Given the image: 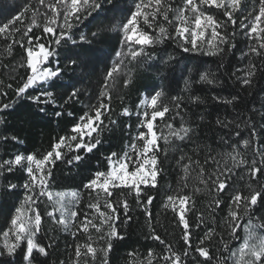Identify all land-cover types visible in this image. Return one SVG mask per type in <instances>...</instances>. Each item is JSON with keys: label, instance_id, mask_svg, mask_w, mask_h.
Masks as SVG:
<instances>
[{"label": "snow or ice", "instance_id": "snow-or-ice-1", "mask_svg": "<svg viewBox=\"0 0 264 264\" xmlns=\"http://www.w3.org/2000/svg\"><path fill=\"white\" fill-rule=\"evenodd\" d=\"M41 3H43V0H41ZM58 3L60 4L59 12L56 11L55 5L47 6L53 12V18L49 20V23L55 25L62 13L67 31L62 27L57 34L54 27L45 26L42 30L47 36L53 37L51 43L55 47L49 51L44 43L39 42L40 37H35V47L38 51H34L32 46L25 49L26 65H21V67H24L28 74L23 78L22 83L15 88L12 87V84H0V87L10 89L17 100L27 99L33 102L35 105L33 116L46 118L49 115V108H52V115L57 118L62 117L65 113L69 116L72 115L71 112H67V108L79 103V96L82 95L80 90L75 87V84L89 74L87 70L92 63L90 56H95L105 51L103 48L95 47V45L109 42L110 37L113 35L117 38L119 47H114L109 53V56H114L115 59L105 61L106 66L110 64V69L104 76V85H107L110 79L119 77L123 80V86L128 87L134 84L138 77L143 76L144 73L140 69L147 64L149 68L155 69V79H159L162 84L163 82H168L169 89L174 90L171 85L172 83H178L175 72L177 71L176 66L181 61L176 55L167 53L165 48L156 47L157 45L163 46L165 41L171 38L169 32L162 24L154 23L157 16H162L163 21L172 23L168 17V13L172 9L165 7L162 0H147V2L146 0H132V6L127 9L120 7V0H91V3H89V0H83L82 6H80V0H70V2L69 0H58ZM29 7V4H23L16 11V14L5 20H0V37L10 40L17 33L21 34V37H29L32 28L39 27L35 22L23 29L16 27L24 23L22 18ZM201 7L213 11L216 9L221 10L227 23L220 25V27L222 30H226L227 24H237V20L233 19V17L238 12L242 14L243 7H246V5L242 6V0H199V3H196V0H184L183 7L176 10L175 20L177 23L174 31L178 38V48L183 53L201 52L209 56L226 55L223 46H227L229 50L235 48L236 45L232 43L235 34L225 31L224 35H218L214 17L201 12ZM185 9L190 10L193 14L192 24L188 27L183 26L186 23L184 19ZM4 11L5 9L0 8V15ZM125 11L127 12L126 16L120 15ZM202 16L204 17V27L201 26ZM249 16L252 17L251 20H249ZM70 17H74L77 23L81 21L82 17L83 19L90 17L86 26L89 29L94 27L96 31H90L87 34L81 32L78 39L74 38V34L71 32L72 24L68 23ZM140 23H143L148 29L158 28L157 35L153 37L150 32L141 29L139 27ZM209 25H211V39L208 42V50L204 51L198 45V38L204 36L205 30ZM239 25L244 36L248 40L253 41V43L249 45L247 53H242V57H249V63L245 69L237 68L229 74L224 71L223 60L218 65L220 75L225 77V81L231 82V88L225 81L219 80L215 73L205 70L203 61L190 67L189 64L195 59L194 57L187 58L189 64H184L183 68L180 69V79L184 80L185 90L189 93L188 102L194 108H198L204 101L199 95L192 92L191 85L193 84H206L213 91L228 92V96L214 94L211 98L217 105H232L235 108H243L247 112H251L252 115L250 116L244 113L239 115H245V128L248 129L252 137H255L258 126L264 131V125H258L255 122L257 116H259L260 120H264V100L259 101V108L249 107V104L255 102V97L250 101L245 93L257 87V84H259L258 92H264V83H261V81H264V0H259L258 7L253 8L248 13V16H244L243 19L239 20ZM186 33L187 35H185ZM217 39H219V44L212 45L211 42ZM16 43L20 44V41H16ZM29 44H32L31 37H29ZM11 47L10 43L9 51H11ZM61 48L65 51L62 56L58 57L57 49ZM149 48H151V51L148 50ZM157 51L161 53L160 56H157ZM50 57H57L55 68L47 66ZM251 57L258 58L256 64L251 62ZM228 67L231 68L232 65L229 64ZM69 70L72 72L73 82L64 85L62 77ZM77 70H79V75H77ZM241 71H243V75H237V72ZM184 74H187L188 78H185ZM236 85H239V90L236 89ZM30 89L31 92H29ZM52 89H58V91L54 93ZM32 93L37 94L33 95ZM163 95L164 92L161 87H150L141 100V105L145 108L151 106V114L149 115L148 111L137 113L138 116L142 115L144 119L141 127L145 130L141 131L137 136V139L143 143L142 152L139 156L144 158L140 159L137 156L136 159H133V156L128 153H125L123 157H119L117 153L113 152L108 159L111 165L113 158H115L116 166H112L111 171L108 173H94L88 179V182L84 184L85 189L90 190V192H96L97 202L89 203L87 207L89 210H95L92 215L93 219L98 216L99 226L92 223V220L89 219V214L86 212L77 227L78 231L82 229L83 233H88L91 226L97 233H100L105 225L108 226L110 229L108 232L109 241L106 248L101 249L104 253L103 264H108L107 254L113 249L111 241L119 242L124 239L121 230L115 227L116 222L118 221L121 225H127L133 219L129 215V204L126 200L116 199L115 204L112 202L113 192H122L125 189L134 190L135 203L139 206L141 204L140 185L155 186L154 183L150 184V181L154 182L158 175V161L155 151L158 149L157 133L154 131L153 122L158 117L163 118L170 111L167 106L161 105L159 108L156 106L157 100ZM7 96L8 92L0 90V97L7 98ZM104 98H108L107 91L100 92L99 99L103 100ZM172 101L174 108L171 111H174L176 116L179 117L181 124L179 128H173L172 124H168L166 127L176 140L181 142L193 141L201 130L204 114L194 112L193 115L197 116L198 119L185 123L184 117L187 115V111L183 107L182 98L175 96ZM110 103L111 100L108 98V104L100 102L93 111L79 117L72 124L70 130L72 134L67 137H58L51 146L50 151L44 154L29 153L28 155L17 153L13 154L10 159L0 160V177L7 181L4 184H0V200L5 204L12 197L20 200L21 193L18 189L22 188L24 190L23 202L19 205L12 204L9 211L11 219L7 230L0 233L4 238L3 243H0V264H48L47 258L50 256L51 245L46 244L40 234L42 216L38 202H43L42 198H46L48 201H53L54 199L53 210L49 211L47 215L50 219L56 220L55 213L59 212L60 216L56 222L63 224L65 228L68 227L72 220L81 215L79 212L72 210L71 207L73 202L79 204L77 192L67 194L58 192L54 194L49 190L50 181L54 179L53 168L57 166L58 162H63L70 166L82 163L85 161V156L81 153H92L94 149L98 150V146L101 145V140L99 139L101 131L97 129H100L101 125L104 124L102 118L106 117L113 126L116 124L111 119V116L107 115L111 112ZM15 110V101L10 103L0 102V126L3 128L0 131V145L24 143L18 135L5 134L10 129L3 114L12 115ZM182 112L184 115H181ZM123 115L130 116L131 113L127 108H124ZM230 123L232 122L226 118L217 117L215 119V125L219 126L222 131L228 128ZM104 127L106 128L107 126L105 125ZM234 127L239 129L240 125L235 124ZM93 133H95V136L92 135ZM235 135L241 138L245 148L250 146V140L243 139L239 131H235ZM85 137L88 138L87 142H85ZM230 138L231 133L229 134ZM163 139L167 142L168 138L165 136ZM66 141H68L67 144ZM71 142H75L76 152L71 158H68V153L64 151V148L71 152ZM220 144L221 146L227 145L233 151H236L235 145L229 144L228 140L223 137L220 138ZM149 153L151 154L150 157L145 155ZM253 153L260 157L259 161L256 159L249 161L240 158L234 164V168L243 166L247 169L249 183L246 195L234 190L232 187L233 182L230 178L235 175L234 168H228L221 172V176L224 179H221V176H215V178L209 177L208 180L204 181L207 184L210 180L216 185L218 194L226 189L233 190L234 194L230 197L231 203L228 205L229 216L233 222L241 219L238 216L241 205H243L245 216L248 217V224H251L254 210L257 206L264 207V145L254 148ZM133 155H136L135 152ZM185 158V156H181L177 163L184 161ZM187 159L188 163L183 165L185 172H187L189 164H192L199 168V173L203 176L204 168L200 166V162L192 160L191 157H187ZM233 159L235 160V157ZM209 160L216 163L211 151L205 163H208ZM258 164L260 166H257ZM145 166H148V171H145ZM130 167L133 169L131 172H129ZM16 170L22 171L26 177L22 184L13 183L9 180V176L14 175ZM129 181L131 182L130 184ZM253 183L257 185L256 188L252 187ZM97 189L102 190L104 193V210H101V204L98 199L100 193L96 191ZM66 196L70 197L67 201L65 199ZM153 199V196H147L143 202L144 214L149 219L151 218V213L148 210V205H151ZM189 199L188 196L173 197L169 195L167 197L168 204L165 207L171 206L178 218V222L183 225L184 250L182 252L175 251L170 245L161 240L160 236H153V239L160 241L167 249L168 254L162 257L164 264H196V258H200L202 264H212L214 258L216 264H264V236L254 238L251 233L237 251H231L227 244H222L223 256L214 257V254H210L209 249L204 246L206 241L210 242L212 239L213 230L209 227L204 234V238L199 241L193 251H190L192 249L190 243L191 233L185 211V202ZM174 201L177 203H173ZM223 203L219 198L213 201L215 208H220ZM29 212L32 213L31 216L28 215ZM121 212L123 213L122 216ZM65 216L68 217L67 220H65ZM201 223H203L202 218L196 224V227L199 228ZM240 227L239 223H235L231 229V234L234 235ZM256 227L261 233H264V223H259ZM244 231H248L247 226H244ZM82 249L84 256H90L93 259L96 257L97 249L92 247L90 243L77 245L74 248L76 264H79ZM152 255L149 252L147 264H152ZM190 256L192 259H189Z\"/></svg>", "mask_w": 264, "mask_h": 264}, {"label": "trees", "instance_id": "trees-1", "mask_svg": "<svg viewBox=\"0 0 264 264\" xmlns=\"http://www.w3.org/2000/svg\"><path fill=\"white\" fill-rule=\"evenodd\" d=\"M70 2V0H69ZM147 2V0H146ZM259 0H242L243 7L242 14L240 12L236 13L233 19L237 20L236 25L227 24L226 30H222L220 25L227 23L226 18L223 16L222 11L219 9L208 10L201 7V12L206 15H211L214 17L217 24L218 35H224L225 31L227 33H234V39L232 43L236 45L235 48L229 50L227 46L225 48V53L217 56L204 55L201 52L196 53H183L182 50L178 48V38L175 35L174 28L176 26V10L180 9L184 5V0H162L165 7L172 9L168 13L169 21L168 23L163 21L162 16H157L154 23L162 24L169 32L170 39L165 41L163 46L157 45V48L163 47L166 49L167 53H171L180 59L181 63L177 65V71L175 72V77L178 83H172L170 90L168 87V82H162L159 79L154 78L155 69L149 68L147 64L144 65L141 72L143 76L138 77L137 81L129 85L128 87L123 86V80L119 77L115 79H110L107 85H104V76L106 72L110 69V64L106 66L105 61L114 60V56H109L111 50L116 47L118 48L117 38L115 35L111 36L109 42L104 44H97L95 47L103 48L105 51L99 53L95 56H90L92 63L90 64L88 75L83 77V79L75 84V87L80 90L82 95L79 96V103H76L71 108H67V112H71L72 115L69 116L67 113L60 118L52 115V108L48 109L49 115L46 118H41L40 116H33V111L35 105L33 102L27 99L17 100L14 93L6 88L0 87V90L8 92L7 98L0 97V102L10 103L15 101L16 110L12 115H5L7 124L9 125V131L5 134L7 135H18L21 140L24 141L22 144H7L0 145V160L10 159L13 154L22 153L28 155L29 153L44 154L51 150V146L56 142L57 138L60 136L71 135L72 124L75 123L79 117L83 116L85 113H90L94 110L98 103L103 102L108 104V98H110L111 103L109 108L111 112L107 115L111 116V119L116 122L115 126L109 123L106 117H103L104 124L101 125L98 131H101L99 139L101 140V145L98 146V150L94 149L92 153H81L85 156V161L82 163L74 164L72 166L58 162L57 166L53 168L54 179L50 181L49 190L55 193L63 192H77L79 196V204L73 202L72 210L79 212L81 215L68 225L67 228L63 224H59L56 220L59 219V212L55 213L56 220L50 219L47 215L49 211L53 210L54 201H48L46 198H42L43 202L39 203V211L42 216L41 224V236L46 244L51 245L50 256L47 258L48 264H76V258L74 255V248L77 245H83L85 243H90L92 247L97 249L96 257L93 259L90 256H84L83 249L82 255L79 260V264H103L104 253L101 249L106 248L107 242L109 241L108 232L110 229L105 225L102 232L97 233L91 226L89 227L88 233H83L82 229L78 231V225L83 220V214L88 213L89 219L92 223L99 226V218L93 219L94 209L89 210L87 205L89 203H96L97 196L95 191H91L84 188V184L88 182V179L96 172L108 173L110 170V162L108 157L111 153H117L119 157H123L125 153L133 156L136 159L137 156L142 152L143 143L141 140L137 139L138 134L145 129L141 127L144 123L142 115L138 116L137 113H143L148 111L151 114L152 107L149 106L145 108L141 105V100L146 95L148 89L152 86H159L162 88L164 95L157 100V107L161 105L167 106L170 111L165 114L163 118H157L154 121V131L157 133V144L158 149H156V156L158 161V175L154 182V187L149 185H140L141 204L138 206L135 203L136 197L134 195V190L129 191L125 189L122 192H113L112 202L115 204L116 199L121 201L126 200L129 204V215L133 217L127 225H121L118 221L115 227L121 230L124 236L123 240L119 242L112 240L113 249L107 254L108 264H147L149 260V252L153 255L151 257L152 264H164L162 257L167 253V249L160 243V241L153 239V236H160L166 244L170 245L173 250L182 252L184 250L183 241V225L178 222L176 214L173 212L171 206L165 207L168 204L167 197L169 195L173 197H183L188 196L190 199L185 202L186 219L189 222V231L191 233L190 243L192 245L193 251L195 247L199 244V241L204 238L205 232L208 231L209 227L213 230L212 239L210 242L205 243V247L209 249L210 254L215 256H223L222 244H227L231 251H235L241 243L244 241L246 231H244V226L253 225L258 234L261 233L256 225L259 223H264V207L259 205L254 210V215L251 224H248V217L245 216L243 211V205H241L238 211V216L241 217L238 221L233 222L229 216V207L231 203L230 197L234 194L232 189H226L223 192L217 193L216 185H214L210 180L207 184L204 183L209 177L215 178V176H221V172L228 168H234V164L240 158L251 161L256 159L259 161L260 157L254 155L253 149L259 148L264 145V131L261 127L256 128V136L252 137L245 128V115H239L241 113L247 116L252 115L251 112H247L243 108H235L232 105H217L215 101L212 100V96L224 95L228 96V92L221 93L219 90L213 91L210 86L206 84H193L191 85L192 92L199 95L204 101L198 108H194L188 102L189 93L185 90L184 80L180 79L181 72L180 69L183 68L184 64H189L188 57H194L189 66H193L200 61L204 62V69L211 73H215L217 78L221 81H225V77L220 75L218 71V65L223 60L224 71L229 74L235 71L237 68L245 69L249 63V57H242V53H247L248 47L253 41L248 40L240 29L239 20L243 19L244 16H248V13L252 11L253 8L258 7ZM91 3V0H89ZM199 3V0H196ZM29 4L30 7L26 11L24 17L22 18L24 23L17 25L21 29L35 22L39 27H33L32 32L29 33V37L32 39V44H29V37H21V34L17 33L11 37L10 40H5L0 37V84L7 85L12 84L15 88L18 84L22 83L23 78L28 74L24 67L21 65H26V52L25 49L29 46L33 47V50H38L35 47L36 40L35 37H40V43H44L46 48L51 51L55 45L51 43L53 37L47 36L43 32L45 26L54 27L56 33L58 34L60 29L63 27L67 31V27L64 23L63 14L59 16L55 25L49 23V20L53 18V12L48 5H55L56 11H60V4L58 0H0V8L5 9L2 15H0V20H5L10 18L11 15L16 14V11L20 9L21 5ZM83 5V0H80V6ZM132 6V0H120V7L127 9ZM86 15V13H84ZM120 15H127V12L121 13ZM192 12L185 9L184 19L186 23L183 25L188 27L192 24ZM90 19V17L88 18ZM88 19H81L77 23L74 17H70L68 23L72 24L71 32L74 34V38L78 39L81 32L87 34L90 31H96L93 27L89 29L86 25L88 24ZM252 17L249 16V20ZM139 27L146 32H150L153 37L158 33V28L148 29L143 23H140ZM211 30H205L204 36L198 38V45L207 51L209 48L208 42L210 41ZM187 35V33L185 34ZM16 41H20L17 44ZM11 43V51H9V44ZM212 45L219 44V39L211 42ZM23 45V46H21ZM151 51V48L148 49ZM64 49H57L58 57L62 56ZM126 51V49H125ZM161 53L157 51V56ZM57 57H50L47 66L55 68ZM256 57H251V62L253 64L257 63ZM231 64L232 67L229 68L228 65ZM146 70V71H145ZM77 75H79V70H77ZM185 78L187 74H184ZM237 75H243V71L237 72ZM73 82V76L71 70L68 71L62 77V83L67 85ZM229 84L231 88V82L225 81ZM255 83V82H254ZM264 83V81H261ZM239 90V85L235 86ZM259 84L257 87L250 89L245 95L251 101L255 97V102L249 104V107H260L259 101L264 100V92H258ZM62 90V89H60ZM55 93L58 89H52ZM107 91L108 98L103 100L99 99L100 92ZM31 92V89L29 90ZM33 95L37 93H32ZM234 94V92H233ZM175 96H180L183 100V107L187 111V115L184 117V122L187 123L190 120H197L198 117L194 116L193 113L204 114V121L201 124V130L198 136L193 141H178L171 134L169 129L166 127L168 124H172L173 128H179L181 121L179 117L176 116L172 98ZM230 98V97H229ZM55 107V106H53ZM127 108L131 115H123V109ZM59 110V109H57ZM181 115H184L182 112ZM219 117L221 119H227L232 122L229 127L223 131L219 126L215 125V119ZM258 125H264V120H260L257 116L256 121ZM235 124H239V129H235ZM107 126L106 128L104 126ZM211 125V127H209ZM3 128L0 126V131ZM235 131L241 133L243 139L250 140V146L245 148L242 144L240 137L235 135ZM231 133V138L229 139V134ZM95 136V133L92 134ZM167 136V142L163 137ZM228 140L229 144L235 145L236 151L227 145L221 146L220 138ZM85 142L88 138L85 137ZM68 141H66V144ZM133 146H135L133 148ZM63 147V146H62ZM72 151L68 152L67 148L64 151L68 153V158H71L75 154V142H71ZM215 157L216 163L211 160L205 163V160L209 156V152ZM135 152L136 155H133ZM150 157L149 154H145ZM181 156H185V160L181 161L179 164L177 161ZM187 157H191L192 160L199 161L200 166L204 168L203 176L199 173V168L195 165L189 164L187 172H185L183 165L188 163ZM235 157V160L233 159ZM143 159V156H139ZM115 160V158H113ZM257 166H260L259 164ZM130 170L133 169L130 167ZM235 175L230 179L233 182V189L240 191L243 194L248 192L249 177L247 175V169L243 166L240 168H234ZM26 179L24 173L20 170H16L14 175L9 176V180L13 183L22 184ZM221 179H224L221 176ZM7 181L0 177V184H4ZM111 186V185H110ZM253 188H256L255 183L252 184ZM21 193L20 200H16L14 197L9 198L8 202L5 204L0 200V233L7 230L8 224L10 222L9 211L12 204L19 205L23 202V192L22 188L18 189ZM99 191V202L101 204V210L104 204V193L102 190ZM147 196H153L154 199L151 205H148V210L151 213V218L149 219L144 214L143 208L145 198ZM219 198L224 203L220 208H215L213 201ZM173 203H177L174 201ZM235 210V209H233ZM32 215L31 212L28 214ZM123 213L121 212V216ZM203 219L200 227L197 228L196 224ZM68 217L65 216V220ZM235 223L241 225L240 229L233 235L231 234V229ZM3 236L0 235V243H3ZM189 259H192L190 256ZM196 264H202L200 258H196ZM212 264H216L215 258Z\"/></svg>", "mask_w": 264, "mask_h": 264}, {"label": "rangeland", "instance_id": "rangeland-1", "mask_svg": "<svg viewBox=\"0 0 264 264\" xmlns=\"http://www.w3.org/2000/svg\"><path fill=\"white\" fill-rule=\"evenodd\" d=\"M201 20H202V27H204V17L202 16L201 17ZM207 30H211V25H209L207 28H206ZM36 51H38V50H36ZM112 166H116L115 165V160H113L112 161V164H111V167ZM111 167H110V170H109V172L111 171ZM149 170V168H148V166H145V171H148ZM129 172H131V170H130V168H129ZM151 182V181H150ZM131 182L129 181V184H130ZM63 193H71V192H63ZM70 197H68V196H66L65 197V199H66V201H67V199H69ZM53 201H54V199H53ZM58 207V206H57ZM250 233L252 234V236L255 238V237H261V236H264V235H261V234H258L257 233V231H256V229H255V227L253 226V225H251V226H249V228H248V231H246V235H245V238H244V240L245 239H247V238H249V235H250ZM243 243V242H242ZM242 243H241V245L235 250V251H237L241 246H242Z\"/></svg>", "mask_w": 264, "mask_h": 264}]
</instances>
